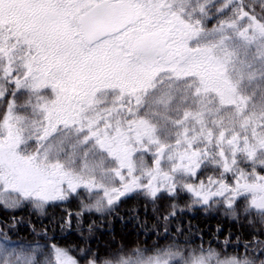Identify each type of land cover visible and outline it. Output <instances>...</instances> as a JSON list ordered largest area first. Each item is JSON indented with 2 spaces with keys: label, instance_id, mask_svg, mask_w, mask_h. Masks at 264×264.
Returning <instances> with one entry per match:
<instances>
[{
  "label": "snow or ice",
  "instance_id": "snow-or-ice-1",
  "mask_svg": "<svg viewBox=\"0 0 264 264\" xmlns=\"http://www.w3.org/2000/svg\"><path fill=\"white\" fill-rule=\"evenodd\" d=\"M129 199L164 221L190 200L248 240L5 238L0 264H264V0H0V208L79 229Z\"/></svg>",
  "mask_w": 264,
  "mask_h": 264
},
{
  "label": "trees",
  "instance_id": "trees-1",
  "mask_svg": "<svg viewBox=\"0 0 264 264\" xmlns=\"http://www.w3.org/2000/svg\"><path fill=\"white\" fill-rule=\"evenodd\" d=\"M23 99L21 97L18 103ZM190 203V200L187 203H179L178 207L183 211H177L175 219L164 221L154 218L158 214L150 210L145 213V202L142 199H129L114 214L86 213L87 220L85 222L82 218L79 229L73 227L63 230L57 227L59 216L62 214L59 208L51 210L48 216L39 218L31 210H17L12 213L0 208V240L6 238L13 244L21 245L55 243L73 250L90 248L101 256L115 251L122 245L163 247L174 242L183 246L187 242L193 247L202 245L205 248L209 246L218 248L225 240L234 245L248 240L249 229L246 226L242 227L241 223L219 212L198 211L196 206L189 209L187 204ZM66 207L70 211L78 210L75 202ZM132 209H135V212L131 211ZM89 224L92 225L91 232L87 231ZM165 227L167 232L164 230ZM43 232H47L46 238H42ZM237 237L239 239H236ZM239 252L243 253V249H239Z\"/></svg>",
  "mask_w": 264,
  "mask_h": 264
}]
</instances>
